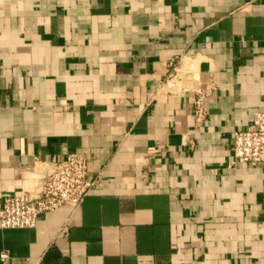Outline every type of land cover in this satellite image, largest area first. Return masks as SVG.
Wrapping results in <instances>:
<instances>
[{"label": "crops", "instance_id": "1", "mask_svg": "<svg viewBox=\"0 0 264 264\" xmlns=\"http://www.w3.org/2000/svg\"><path fill=\"white\" fill-rule=\"evenodd\" d=\"M260 111L264 0H0V206L69 153L93 182L0 264H264V163L227 166Z\"/></svg>", "mask_w": 264, "mask_h": 264}, {"label": "built area", "instance_id": "2", "mask_svg": "<svg viewBox=\"0 0 264 264\" xmlns=\"http://www.w3.org/2000/svg\"><path fill=\"white\" fill-rule=\"evenodd\" d=\"M169 77L171 81L174 75L169 74ZM214 89V84L210 83L195 91V127L199 128L204 121V99ZM159 149L160 145L152 146L147 149V153L152 155ZM231 154L228 168L239 164L264 163V111L256 112L249 126L233 133ZM50 167L51 172L38 192H23L3 198L0 206V230L34 228L41 215L55 212L64 206L75 208L89 194L93 182L87 177V162L82 154L69 153L62 160L51 163ZM6 259L7 254L1 253L0 260L5 262Z\"/></svg>", "mask_w": 264, "mask_h": 264}]
</instances>
